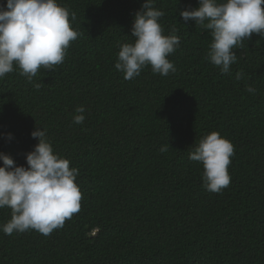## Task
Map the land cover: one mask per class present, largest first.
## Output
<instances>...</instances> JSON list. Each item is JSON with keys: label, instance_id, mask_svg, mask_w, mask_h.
<instances>
[{"label": "trees", "instance_id": "obj_1", "mask_svg": "<svg viewBox=\"0 0 264 264\" xmlns=\"http://www.w3.org/2000/svg\"><path fill=\"white\" fill-rule=\"evenodd\" d=\"M144 2L57 0L80 33L64 62L32 82L15 65L0 79V154L27 167L38 127L79 170L82 193L79 212L50 235L0 232V264H264V37L233 49L237 62L222 73L206 59L210 30L179 15L198 0H154L163 34L180 38L167 57L176 70L148 66L125 80L117 45L133 42ZM213 132L234 147L219 193L205 190L202 165L189 159ZM10 218L0 209V225Z\"/></svg>", "mask_w": 264, "mask_h": 264}, {"label": "clouds", "instance_id": "obj_2", "mask_svg": "<svg viewBox=\"0 0 264 264\" xmlns=\"http://www.w3.org/2000/svg\"><path fill=\"white\" fill-rule=\"evenodd\" d=\"M164 15L154 7V0H145L135 13L131 28L134 40L118 43L114 65L125 80L138 77L148 66L153 74L161 76L175 72L167 57L179 46L180 38L174 29L171 35L163 34L159 20ZM179 15L185 24L194 21L210 30L212 42L206 59L225 74L237 62L233 49L253 34L264 37V0H198V7L180 11ZM75 16L57 0H6L0 6V79L15 65L19 74L32 82L41 67L54 70L62 64L70 43L80 35L69 22V17L75 20ZM240 78L238 72L236 79ZM246 90L255 92L251 86ZM84 112L85 108L78 106L73 123L82 124ZM31 137L38 143L25 156L27 167L16 166L12 158L0 154V209L11 210L10 220L0 225L5 235L31 229L47 236L80 210L82 193L75 183L79 170L70 168L69 160L54 153L44 130L37 127ZM11 138L8 134L7 139ZM233 154V145L217 132L199 140L189 159L202 165L205 190L219 193L229 186L228 166Z\"/></svg>", "mask_w": 264, "mask_h": 264}]
</instances>
